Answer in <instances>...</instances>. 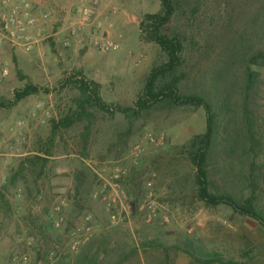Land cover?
I'll list each match as a JSON object with an SVG mask.
<instances>
[{"label": "rangeland", "instance_id": "obj_1", "mask_svg": "<svg viewBox=\"0 0 264 264\" xmlns=\"http://www.w3.org/2000/svg\"><path fill=\"white\" fill-rule=\"evenodd\" d=\"M109 2L100 3L99 30L85 26L69 36L77 22L73 0H29L20 18L30 15L36 22L24 31L13 26V36L2 24L12 3L0 0V98L10 99L28 82L45 89L0 107V191L8 205L0 202V264H72L81 251L96 254L101 264H200L182 250L190 240L226 261L264 264V229L255 220L196 198L194 167L180 147L204 131L202 108L157 107L131 121L91 109L90 124L84 120L57 132L38 181L27 172L9 183L19 161L36 153L52 122L79 96L66 79L93 80L104 102L131 106L150 69L166 61L138 30L143 15L158 12L160 2L145 0L143 8L137 6L141 0ZM174 3L166 29L184 47L180 90L204 95L217 113L210 188L238 201L251 190L242 105L247 70L257 71L252 107L263 147L256 207L264 214V0ZM95 35L117 48L101 51Z\"/></svg>", "mask_w": 264, "mask_h": 264}, {"label": "trees", "instance_id": "obj_2", "mask_svg": "<svg viewBox=\"0 0 264 264\" xmlns=\"http://www.w3.org/2000/svg\"><path fill=\"white\" fill-rule=\"evenodd\" d=\"M160 10L156 13L143 15L138 23L139 38L147 43L156 44L165 54L166 61L152 67L145 78L143 87L131 106L107 104L99 96V85L93 80L71 77L66 79L72 87L78 90L79 96L73 99V104L67 113L57 121L52 122L48 137L38 142L36 153L21 159L11 175L9 183L14 184L19 178H25L27 172L35 174L38 181L44 172V168L52 155V149L56 134L61 129H69L75 123L88 121L90 124L91 111L114 115L120 113L131 121L137 119L142 113L154 108H171L176 106L202 108L205 113V129L202 133L193 135L180 148L186 158L194 167V183L196 198L206 206L216 207L225 205L235 213L255 220L264 229V214L256 207L257 172L259 163L257 158L262 152L261 131L254 123V109L252 107L251 91L257 78V71L248 68L246 73L247 83L244 89L242 119L245 125L246 136L249 142V152L252 160L249 163L250 195L242 201H238L228 193L212 191L208 177V159L217 134V113L213 111L210 101L200 93H184L180 90L183 79L182 66L184 64V47L182 41L175 34H171L166 28L175 13L174 0H158ZM41 89L30 82L22 88L14 90L10 99L0 98L1 108H11L23 99L38 93ZM89 127H86L88 131ZM83 143L86 146L88 135L84 134ZM1 206L7 207V200L3 191H0ZM182 250L200 264H236L230 260H224L222 255L213 249H208L203 244L187 241ZM72 264H101L96 254L88 255L84 251L75 255Z\"/></svg>", "mask_w": 264, "mask_h": 264}, {"label": "built area", "instance_id": "obj_3", "mask_svg": "<svg viewBox=\"0 0 264 264\" xmlns=\"http://www.w3.org/2000/svg\"><path fill=\"white\" fill-rule=\"evenodd\" d=\"M101 1L102 0H73L77 22L75 26L70 27L68 34L69 36H75L77 32L83 29L85 26L93 27L95 30H99L101 28L102 22L99 19V6ZM5 2L12 3L9 12L2 18L3 27L10 35H15L14 31H12L13 26L17 28L18 31H24L27 26L34 25L36 18L30 16L28 13H24L29 15L25 21L20 18L21 12L23 13L21 10L26 9L29 6V0H5ZM44 17H46V15H44ZM94 43L101 51L117 48L115 43L108 40L104 36L95 35ZM4 73H6V70ZM137 155L138 152L134 153L133 156L136 158ZM61 220L62 219L59 218L55 222V226H59Z\"/></svg>", "mask_w": 264, "mask_h": 264}, {"label": "crops", "instance_id": "obj_4", "mask_svg": "<svg viewBox=\"0 0 264 264\" xmlns=\"http://www.w3.org/2000/svg\"><path fill=\"white\" fill-rule=\"evenodd\" d=\"M49 1H51V0H49ZM137 1H139V0H137ZM32 2H34V3H44V0H32ZM118 4V2H117V0H110V2L108 3V6L110 5V4ZM133 4H134V2H132ZM140 4L139 5H137L138 7H140V8H143V6H144V3H145V0H141V2H139ZM111 4V5H112ZM128 5V6H130V7H133L134 5ZM121 24V26H124V22H122V21H119Z\"/></svg>", "mask_w": 264, "mask_h": 264}]
</instances>
